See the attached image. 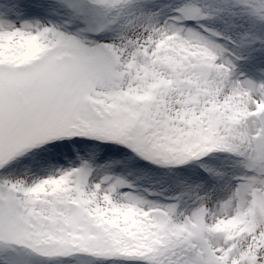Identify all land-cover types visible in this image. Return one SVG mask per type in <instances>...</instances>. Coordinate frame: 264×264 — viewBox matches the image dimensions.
Instances as JSON below:
<instances>
[{
  "label": "snow or ice",
  "instance_id": "snow-or-ice-1",
  "mask_svg": "<svg viewBox=\"0 0 264 264\" xmlns=\"http://www.w3.org/2000/svg\"><path fill=\"white\" fill-rule=\"evenodd\" d=\"M0 264H264V0H0Z\"/></svg>",
  "mask_w": 264,
  "mask_h": 264
}]
</instances>
